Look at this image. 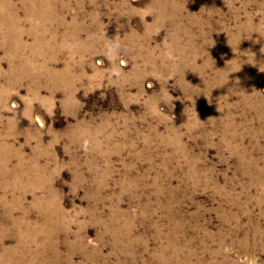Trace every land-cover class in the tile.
Wrapping results in <instances>:
<instances>
[{"label": "rangeland", "instance_id": "374dc122", "mask_svg": "<svg viewBox=\"0 0 264 264\" xmlns=\"http://www.w3.org/2000/svg\"><path fill=\"white\" fill-rule=\"evenodd\" d=\"M0 264H264V0H0Z\"/></svg>", "mask_w": 264, "mask_h": 264}, {"label": "bare ground", "instance_id": "6f19581e", "mask_svg": "<svg viewBox=\"0 0 264 264\" xmlns=\"http://www.w3.org/2000/svg\"><path fill=\"white\" fill-rule=\"evenodd\" d=\"M41 4V3H40Z\"/></svg>", "mask_w": 264, "mask_h": 264}]
</instances>
